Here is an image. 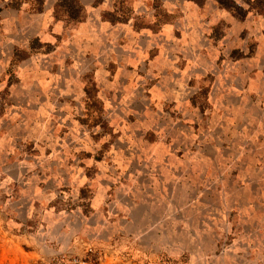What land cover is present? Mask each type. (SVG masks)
<instances>
[{"label":"rangeland","instance_id":"1","mask_svg":"<svg viewBox=\"0 0 264 264\" xmlns=\"http://www.w3.org/2000/svg\"><path fill=\"white\" fill-rule=\"evenodd\" d=\"M139 2L118 0L113 12L103 9L104 0H93L92 6L102 9L101 23L96 25L97 19L91 31L81 30L87 19L82 9L83 19L72 21L71 43L55 31L38 33L41 24L32 18L47 14L32 10L28 1L0 8V39L4 34L13 38L27 26L26 34L36 33L41 45L33 49L41 75L31 84L39 104L8 100V90L24 82L19 68L5 75L9 82L0 93V137H13L0 144V264H264V5L246 10L243 22L237 16V24L245 25L237 32L223 20L212 24L211 16L200 18L207 0H181L200 10H191L187 19L169 10L177 0H143L145 7H135ZM71 4L61 6V14L67 15ZM215 7L233 11L218 2ZM145 8L151 9L152 23ZM53 55L62 59L51 65L47 57ZM74 63L80 65L88 100L85 114L76 119L88 127L102 126L112 137L94 157L88 152L78 156L97 165L109 158L112 178L97 184L99 168H86L84 179L92 183L80 188L79 205H65L60 197L47 200L56 187L47 169H54L55 161L33 172L24 165L51 157L52 148L41 153L38 147L51 139L60 150L67 142L66 122L53 121L41 136L40 129L17 128L16 117L18 104L38 113L46 112L49 102L69 103L70 97L57 100L50 93L55 92L53 76L61 91L73 87ZM185 76L188 87L199 91L163 98L172 88L169 77ZM101 80L114 82L106 95L115 101L101 99ZM128 94L129 114L117 108L105 118L107 103L115 106ZM182 103L191 106L194 117L178 110ZM154 114L165 117L160 124L175 121L163 138L162 129L145 133L136 127ZM43 119L38 116L37 122ZM126 127L135 131L134 146L123 139L129 135ZM33 174L39 180L29 188ZM59 190L69 191L63 185ZM77 207L81 214L69 215Z\"/></svg>","mask_w":264,"mask_h":264},{"label":"clouds","instance_id":"2","mask_svg":"<svg viewBox=\"0 0 264 264\" xmlns=\"http://www.w3.org/2000/svg\"><path fill=\"white\" fill-rule=\"evenodd\" d=\"M11 0H0V8H4L5 5L10 3ZM38 4L42 6L43 12L47 14L45 19L44 16L33 17V21L38 20L41 24V27L37 29V32L42 34L44 32L55 31L60 35H63L67 38L68 43H71L73 40L72 37V28L75 26L72 21L74 17L70 15H64L60 12V7L68 2H75L79 8H82L88 21L97 20L99 18L101 8H94L92 6L93 0H36ZM118 0H104L103 9L110 10L115 12V5ZM264 2V0H230L233 11H225L219 10L215 6L217 4V0H207V8L201 12L200 18L203 19L204 16H211L210 21L208 23L215 24L221 20L225 21L228 24H232L237 32H239L245 25L243 23L237 24V16L240 22L244 20L245 11L251 9L256 4ZM137 8L145 7L143 0H140L139 3L135 5ZM211 9V11H209ZM148 13L149 23H152L151 19V9L145 8ZM170 11H177L184 13V19H187L190 11L195 10L199 12L200 10L195 9L194 5L190 3H183L181 0H177V2L172 5L169 9ZM138 15H142V13H138ZM251 23V18L249 19V24ZM90 26V25H89ZM197 27H200L202 31L207 29V24L201 25L197 24ZM11 31V30H9ZM27 26L24 29L17 32L15 37L9 38L7 34H4L3 38L0 39V53L3 54V58L0 59V80L3 83H0V93H2L9 81L4 80L5 75H11L13 72L19 68L23 73L25 79L22 84L19 86L14 85L12 89L8 90V100L12 102L23 101L24 105L30 106L32 104H39V97L31 95V84L33 81L38 79L41 75V72L37 66V60L34 59L35 53L33 51L34 48H40L41 45L36 44L37 34H26ZM51 40L53 43L55 42V38L49 36L47 38ZM43 50H48V44L45 43L43 45ZM67 51L66 46L60 49V53H64ZM241 52H245L246 49L241 48ZM21 53L22 55H18ZM39 59L44 60L45 57L41 55ZM62 59L61 55H53L51 57H47V62L51 65L57 63L58 60ZM18 61V63H17ZM167 67H171L168 65ZM154 66L153 71H149L144 77L143 83L147 85L154 75V71H156ZM73 73V79L70 83L73 85L71 88H65L61 91L56 87L55 81L57 77H52V88L55 89L54 93H50V95H54L56 99L67 98L70 97L69 103H64L62 107L58 105L55 101L49 102L45 104V109L36 112H26L23 106L18 104V114L17 119L19 123L16 125L17 128H21L23 130L34 132L36 129H40V135L44 136V133L48 130V127L52 124L53 121L63 120L66 122L68 127V132L65 137L66 143L62 144L59 151L55 150L56 141L51 138L50 143H45L38 145L41 153H44L46 149L52 148L53 154L51 157L41 156L36 159L35 162L25 163V167L29 172H33L35 169L44 168L45 163L49 161H55V166L53 168H48L47 171L51 172L52 177L56 181V187L47 194V200L49 202L56 200L57 197H60L61 200L65 203V205H72L74 202L76 205L80 204V188L84 187L85 184H91L90 180L84 179V173L86 168L98 167L99 173L96 177V183L99 184L100 181L105 179H111L108 175L109 168L112 166L110 163V159L106 158L105 162L97 165L94 159H81L78 154L81 152L92 153L93 157L99 152L104 145L108 144L112 137L109 133H105L102 126L97 127H88L83 125L77 120V117L83 116L86 111L87 105V96L84 91L86 87V81H82L80 79L82 73L80 71L79 63H74L71 69ZM122 73L124 68L121 69ZM103 77H107L109 74L107 72H102ZM189 77L185 76L182 79H172L169 77V84L172 85V88L165 90L163 93V98H171L178 99L188 97L190 95H195L199 89L189 88L188 81ZM100 83L103 84V89L101 99L112 100L115 101V97H108L106 93L111 92L114 89V82H107L105 80H101ZM131 94L125 96L124 100H120L115 103V106L112 102L107 103L106 110L104 113L105 118H107V114L109 112L114 113L117 108L119 111L123 112L125 117L129 114L128 104L131 102ZM0 102H2V98H0ZM74 102V103H72ZM179 111H183L185 113V117L188 118L189 115L195 116V113L191 109V106L182 103L179 106ZM11 111V109H10ZM57 112L60 113L59 116L55 115ZM43 117V122L38 123L37 117ZM165 117L161 114H154L153 117L145 123L136 125L137 128L142 132H147L152 129H156L161 131V138L167 134L170 125H174V120H169L167 123L160 124L159 121L164 120ZM71 122V123H67ZM115 124V121H114ZM126 134L123 139L129 140L130 147L134 146V142L131 137L135 135L134 130H130L129 128L124 129ZM93 136H100L98 141L93 139ZM13 139V137L5 134L4 137H0V144H8ZM116 155L115 152L110 154L111 156ZM83 163L85 167H80V164ZM22 179V177H21ZM39 177L33 174L31 180L28 181V187L32 188L34 186V182H38ZM66 186L69 191L61 192L60 186ZM102 203V199L97 201V207L99 209V205ZM81 208L77 207L74 213H69V215H80ZM41 216L43 217V211L41 210ZM54 223H60V217L53 218Z\"/></svg>","mask_w":264,"mask_h":264},{"label":"trees","instance_id":"3","mask_svg":"<svg viewBox=\"0 0 264 264\" xmlns=\"http://www.w3.org/2000/svg\"><path fill=\"white\" fill-rule=\"evenodd\" d=\"M26 1H28V4L32 10H36V11L42 10V6L40 4H38L36 2V0H11V2L8 3V5L18 8L23 2H26ZM96 1L99 2L100 0H96ZM217 2L219 5H221L223 7H226L228 9H232V5L230 3V0H217ZM262 4L264 5V2L258 3V4H256V6H262ZM63 6H66V5H63ZM65 12H67V15L74 17L75 21H80L84 17V15L82 13V8H79V11H78V5L75 2H73V4H71V5H69L68 10L66 9Z\"/></svg>","mask_w":264,"mask_h":264},{"label":"crops","instance_id":"4","mask_svg":"<svg viewBox=\"0 0 264 264\" xmlns=\"http://www.w3.org/2000/svg\"><path fill=\"white\" fill-rule=\"evenodd\" d=\"M99 16H100V15H99ZM93 21H97V20H93ZM100 23H101V19H100V17H99V18H98V24H96V25L99 26ZM89 25L91 26V28H90ZM96 25H94V26H96ZM80 26L82 27L81 30H83V28H84V29H86L87 31H91V29L94 27V26L92 25V21H88L87 19H86V21H84ZM102 27H105V25L102 24Z\"/></svg>","mask_w":264,"mask_h":264}]
</instances>
